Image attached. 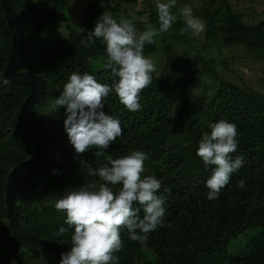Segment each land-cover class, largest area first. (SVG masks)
<instances>
[{"label":"trees","instance_id":"obj_1","mask_svg":"<svg viewBox=\"0 0 264 264\" xmlns=\"http://www.w3.org/2000/svg\"><path fill=\"white\" fill-rule=\"evenodd\" d=\"M11 2L30 43L28 58L19 69L31 70L45 80L44 93L34 111L49 143L47 156L33 170L22 174L23 187L16 198L21 225L64 252L70 250L74 228L65 223L66 213L56 210V201L82 185L99 187L102 181L89 175V166L96 169L107 163L109 157L141 150L148 154L145 175L156 176L161 181L157 194L167 197L165 223L149 234L145 245L132 241L127 230L122 229L124 246L115 253L119 264H264V93L219 78L218 70L206 59L209 47L216 45H242L254 54L264 51V18L247 23L243 14L232 9L230 0L222 1L224 14L221 8H214L213 0L200 14L206 34L204 41H198L199 49L194 44L197 40L180 31L186 26L184 22H175L172 34L161 39L158 35L154 44L145 45V56L163 52L165 63L152 74L151 85L141 92L140 109L129 111L114 89L104 101V111L119 119L123 135L105 151L93 148L77 154L64 129L66 109L53 110L51 105L73 72H87L109 86L118 81L111 70L93 64L99 59H103L102 64L105 62L104 42L97 39L91 47L81 44L105 11L118 10L117 0L80 3L79 29L67 16L69 0ZM152 7L149 5L150 22L159 27L157 10ZM132 22L138 34L149 25L144 20ZM171 38L192 44L178 54ZM12 44V27L0 1L3 77H7L5 68ZM205 74L212 75L214 83L202 90L203 97L198 102L193 98L194 90ZM10 81L8 85L0 82V254L10 253L0 264H38L37 249L41 247L24 243L18 246L7 215L9 173L34 153L38 141L20 113L32 84ZM174 100L179 101L175 112ZM221 119L237 127L238 147L232 157L242 156L243 166L231 175L218 198L209 200L206 181L215 166H205L196 153L202 135L211 131L210 124ZM241 180L243 187L239 186ZM33 185L36 190L32 192ZM138 215L143 218V210ZM61 226L68 228V232L57 236Z\"/></svg>","mask_w":264,"mask_h":264},{"label":"clouds","instance_id":"obj_2","mask_svg":"<svg viewBox=\"0 0 264 264\" xmlns=\"http://www.w3.org/2000/svg\"><path fill=\"white\" fill-rule=\"evenodd\" d=\"M155 4L158 29L147 25L138 34L132 21H118L105 11L94 30L87 33V40L81 41L85 47H91L97 39L104 42L106 60L102 67L111 70L118 81L109 86L87 72H73L51 105L53 110L66 109L64 129L77 154L93 148L105 151L123 135L119 119L104 111V101L113 89L129 111L140 109V94L151 85L152 74L156 72L153 60L144 55L146 44H154L155 37L168 32L178 16L186 25L180 30L182 33L190 32L197 37L205 30L204 22L193 15L190 6L182 7L177 15L172 12L177 0H155ZM0 82L8 85L11 81L0 76ZM210 128V133L205 132L200 138L196 154L205 166H215L206 181L208 199L213 200L229 183L231 175L243 166V157H232L238 147L234 123L221 119L210 124ZM147 159L146 152L134 150L118 158L109 157L99 168L89 166V175L102 181L99 187L82 185L56 201V210L65 212V223L74 228L71 248L61 253L59 264H119L120 258L115 253L124 246L122 229L127 230L132 241L145 245L149 234L164 226L167 197L157 194L161 181L154 175H145ZM239 186H244L243 180ZM141 210L143 218L138 215ZM66 232L68 228L61 226L56 235L63 236Z\"/></svg>","mask_w":264,"mask_h":264},{"label":"rangeland","instance_id":"obj_3","mask_svg":"<svg viewBox=\"0 0 264 264\" xmlns=\"http://www.w3.org/2000/svg\"><path fill=\"white\" fill-rule=\"evenodd\" d=\"M92 0H69V7L67 8V16L71 18V22L74 24L75 28H78L77 25L80 24V14L82 12L81 4H88ZM223 0H216V5L214 8H221V13L224 14L226 12L225 7H222ZM36 3H39L40 0H35ZM213 0H177V4L172 8L173 14L179 13V10L184 6H190L193 9V15L197 18L201 19L200 14L202 10L209 4L212 3ZM231 7L234 11L243 14L244 21L250 23H256L264 18V0H230ZM81 3V4H80ZM119 5L118 10L108 11L114 18L118 21L120 19H128L130 21L134 20H144L149 25L154 28L157 27V23L150 22V8L156 9L155 0H117ZM83 5V6H84ZM150 5V8H149ZM73 8V11L71 9ZM182 19L179 18L178 22ZM202 20V19H201ZM183 21V20H182ZM203 21V20H202ZM174 22V23H175ZM204 22V21H203ZM174 23L171 29L168 32L161 33L159 38L162 36L170 35L173 33L175 29ZM205 24V23H204ZM64 32L66 29L63 28ZM206 34V25L205 30L197 37H193L191 33H188L189 39L197 40L195 42L196 49H199L198 41H204ZM175 49L178 54L183 52V48H187L192 44L190 41H178L176 39L171 38ZM260 54V55H259ZM262 56V57H260ZM149 57L153 60L156 69H159L165 63V55L163 52H155ZM206 59L209 63H212L214 67L218 70V77L223 78L229 82H233L239 85L246 84L252 89L264 93V51L259 52L258 54H254L245 46L236 45V46H210L209 51L206 53ZM103 59H99L93 61V64L97 67H101ZM204 78H200V80L196 83V88L194 90L193 98L200 102L202 100V90L205 87H208L210 84L214 83V78L210 74L203 75ZM179 107V101L174 100L173 110L174 112ZM33 177V176H32ZM32 192L36 190V185H33L30 189ZM28 193L26 194V196ZM18 242V241H17ZM19 246V242L17 244ZM38 248V247H37ZM41 249V251H39ZM36 250V249H35ZM37 249V262L38 264H58L57 258L52 251L48 249ZM10 253H2L0 254V262L1 260L6 259L7 255Z\"/></svg>","mask_w":264,"mask_h":264},{"label":"water","instance_id":"obj_4","mask_svg":"<svg viewBox=\"0 0 264 264\" xmlns=\"http://www.w3.org/2000/svg\"><path fill=\"white\" fill-rule=\"evenodd\" d=\"M2 2L6 18L12 27L13 44L5 68V74L13 81L23 83L31 82L32 88L30 94L26 97L20 106V113L24 119L25 126L37 138V147L34 153L16 164L10 171L6 187V208L10 224L14 228L16 241L26 245L31 244L41 248L51 250L58 261L61 259V253L64 252L56 244L45 239L36 237L29 233L20 223L17 215L16 198L23 187L21 182L22 174L25 170H33L48 154L49 143L43 135L37 123L34 105L40 100L45 90V80L40 75L31 70H21L19 66L25 62L30 52V43L25 36L22 19L13 6L11 0H0Z\"/></svg>","mask_w":264,"mask_h":264}]
</instances>
